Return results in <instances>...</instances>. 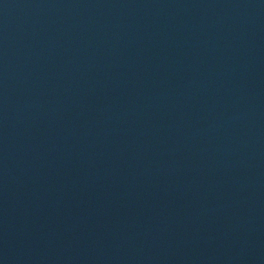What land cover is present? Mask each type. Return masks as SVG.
Instances as JSON below:
<instances>
[{"label": "water", "instance_id": "obj_1", "mask_svg": "<svg viewBox=\"0 0 264 264\" xmlns=\"http://www.w3.org/2000/svg\"><path fill=\"white\" fill-rule=\"evenodd\" d=\"M0 264H264V0H0Z\"/></svg>", "mask_w": 264, "mask_h": 264}]
</instances>
